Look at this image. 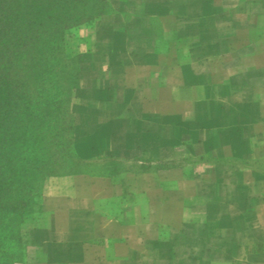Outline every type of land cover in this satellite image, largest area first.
I'll use <instances>...</instances> for the list:
<instances>
[{"label": "crops", "instance_id": "crops-1", "mask_svg": "<svg viewBox=\"0 0 264 264\" xmlns=\"http://www.w3.org/2000/svg\"><path fill=\"white\" fill-rule=\"evenodd\" d=\"M108 3L69 40L93 131L140 166L47 178L28 264H264V0Z\"/></svg>", "mask_w": 264, "mask_h": 264}, {"label": "rangeland", "instance_id": "rangeland-1", "mask_svg": "<svg viewBox=\"0 0 264 264\" xmlns=\"http://www.w3.org/2000/svg\"><path fill=\"white\" fill-rule=\"evenodd\" d=\"M92 13L93 0H0V226L17 198L25 204L12 216L20 242L11 264H28L27 223L47 178L140 166L107 154L109 141L93 131L91 110L83 108L81 54L69 36L73 24ZM39 88L66 95L55 104L30 99Z\"/></svg>", "mask_w": 264, "mask_h": 264}, {"label": "trees", "instance_id": "trees-1", "mask_svg": "<svg viewBox=\"0 0 264 264\" xmlns=\"http://www.w3.org/2000/svg\"><path fill=\"white\" fill-rule=\"evenodd\" d=\"M109 8L108 0H93V13L89 16H86L84 18L79 19L75 24L77 26L78 24H81L87 20L93 19L97 17L98 15L104 13ZM72 25V26H73ZM73 26V27H75ZM66 28V27H65ZM65 59V58H64ZM47 64H51L50 62H47ZM46 68L44 64V69ZM78 76L80 77V69L77 72ZM72 87L75 85L70 84ZM42 89H37L33 93V98L30 99H36L37 101L40 100H50L51 103L55 104L57 103V99H54L55 97H64L66 95V92H46ZM35 100V101H36ZM2 192V191H1ZM11 206V215L7 216L5 221L0 226V232L3 231L4 235H2V238L0 239V264H11L13 260H16L19 255V242H20V236L19 232L16 227V223L14 219H12V216L16 215L17 211H20L19 209H22L25 204L22 201V198H17ZM6 208V207H5ZM4 208V210H5ZM7 209V208H6ZM30 214H32V211H30ZM12 219V220H11ZM8 224H10L8 226Z\"/></svg>", "mask_w": 264, "mask_h": 264}]
</instances>
